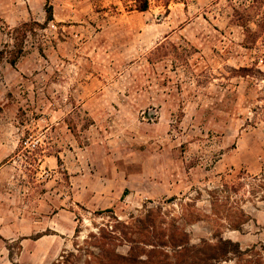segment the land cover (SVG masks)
Returning a JSON list of instances; mask_svg holds the SVG:
<instances>
[{"label": "rangeland", "instance_id": "obj_1", "mask_svg": "<svg viewBox=\"0 0 264 264\" xmlns=\"http://www.w3.org/2000/svg\"><path fill=\"white\" fill-rule=\"evenodd\" d=\"M142 2L3 1L0 61L23 51L0 95V264H50L144 204L194 244L264 245V193L250 185L264 166V0ZM47 4L53 20L24 37ZM235 9L259 31L246 47ZM223 183L241 184L219 195L247 216L240 231L210 214Z\"/></svg>", "mask_w": 264, "mask_h": 264}, {"label": "trees", "instance_id": "obj_2", "mask_svg": "<svg viewBox=\"0 0 264 264\" xmlns=\"http://www.w3.org/2000/svg\"><path fill=\"white\" fill-rule=\"evenodd\" d=\"M147 5V0H143L138 9L145 11ZM51 9V6L47 4L45 10L47 17L44 24L22 23L18 27L23 30L24 37L27 32L33 31L34 28L31 27L33 24L41 29L53 20ZM241 9L246 10L245 6ZM235 13V23L244 31L243 46L246 47L252 35L259 31L251 30L249 18L241 11L235 9ZM255 24L257 29H260V24L256 22ZM22 51V47H19L8 60L12 66L15 65ZM1 58L0 51V60ZM243 70L247 74L251 72L249 68H243ZM240 185L223 183L220 189L211 192L213 195L209 201L210 214L219 219L223 218L228 228L236 231L241 230L247 216L242 210L226 207L225 201L221 200L219 195L222 192H235L237 190L235 186ZM250 185L252 188H258L252 190V195L259 191L264 193V166L262 172L258 177L253 178V183ZM126 191L124 190L123 195H126ZM259 199L264 201V194L260 195ZM174 200L175 198H171L167 202ZM181 207V218L185 219L186 211L192 208L193 204L185 203L181 204ZM220 210L223 212L220 213ZM103 212L112 213V210L107 209ZM110 218L113 224H104L96 233H90L81 241L77 240L78 236H75L72 248L63 250L50 264H221L223 262L263 264V244H253L250 248L242 250L238 242L225 239L219 233L212 235L216 237L214 241L202 238L199 243L194 244L178 218H168L167 214L161 211L160 206L153 208L144 204L139 214H131L128 221L121 222L115 216ZM75 231L78 232V229Z\"/></svg>", "mask_w": 264, "mask_h": 264}, {"label": "crops", "instance_id": "obj_3", "mask_svg": "<svg viewBox=\"0 0 264 264\" xmlns=\"http://www.w3.org/2000/svg\"><path fill=\"white\" fill-rule=\"evenodd\" d=\"M3 1L4 0H0V17H4L6 22L8 20V5L7 6H3ZM19 3V2H18ZM18 10L22 11L24 9V7L19 8V5L17 4ZM8 23V22H7ZM1 35V33H0ZM18 71V67L17 65L12 66L7 60H2L0 61V95H2V93H5L4 91H6L7 89H9L10 84V79L14 80V76L11 75L12 72H17ZM19 75V74H18ZM19 79V78H18ZM18 82V80H17ZM15 81L12 82V85H15ZM117 170V178L120 181H124L125 183H128L129 178L132 177V175L128 172V169L123 166L120 167L117 163L114 164V171ZM121 192L117 193V197H120ZM54 230H56V228H53ZM40 236H54L52 233L49 234H43ZM239 243V242H238Z\"/></svg>", "mask_w": 264, "mask_h": 264}, {"label": "built area", "instance_id": "obj_4", "mask_svg": "<svg viewBox=\"0 0 264 264\" xmlns=\"http://www.w3.org/2000/svg\"><path fill=\"white\" fill-rule=\"evenodd\" d=\"M34 146V145H33Z\"/></svg>", "mask_w": 264, "mask_h": 264}]
</instances>
